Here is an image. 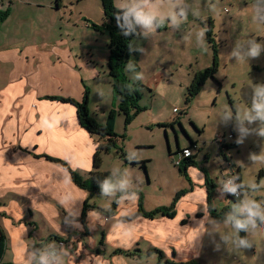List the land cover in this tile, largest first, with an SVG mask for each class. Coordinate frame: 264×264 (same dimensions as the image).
Masks as SVG:
<instances>
[{"label":"crops","instance_id":"1","mask_svg":"<svg viewBox=\"0 0 264 264\" xmlns=\"http://www.w3.org/2000/svg\"><path fill=\"white\" fill-rule=\"evenodd\" d=\"M3 2L0 0V8ZM34 7L47 8L51 12L42 18L45 21L55 14L56 8H66L67 3L57 0L54 6L53 1L42 4L19 0V23L32 19L34 9L37 10ZM67 15L64 22H22L27 24V35H19L15 41L0 42V67L5 68V78L0 83V226L5 235L2 261L21 264L22 251L33 249L34 243L38 248L53 242L58 244L52 237L47 239L51 234L60 236L69 249L65 264H128L122 254L114 253V250H133L140 239L161 249L167 258L196 259L202 240V234L199 236L201 226L210 217L206 209L204 174L198 166H190L186 170L191 185L183 176L190 186L178 199L173 217L148 219L138 216L129 221H119V216L136 209V199L119 203L114 216H104L99 210L88 209L86 226H83L81 211L87 192L74 184L67 169L46 159L45 156L59 157L75 172L86 174L91 169L98 137L90 135L80 125L72 104L45 96L80 99L90 80V88L94 91L108 93L107 105L101 102L99 121L94 119L102 123L108 112L116 108L107 66L109 36L91 28L83 16L72 19L71 9ZM57 24L65 28L64 37H55L51 30ZM77 28L81 32L78 41L71 35ZM163 28L155 33L163 35L159 33ZM169 35L172 43H176L174 47L179 48L185 43L178 31ZM98 104L100 102L91 99L89 94L87 108L93 111ZM115 119L114 129L117 125ZM167 149L169 154L175 153L170 146ZM190 155L193 156L192 153ZM65 193L80 199L74 207L78 209L76 219L81 228L65 223L68 215L66 206L59 202ZM214 193L213 205L218 208L225 206L226 194H221L216 185ZM109 218L114 221L107 229H97V226H105ZM127 229L133 234L130 244L123 236ZM94 231H101L96 243L89 241Z\"/></svg>","mask_w":264,"mask_h":264},{"label":"rangeland","instance_id":"2","mask_svg":"<svg viewBox=\"0 0 264 264\" xmlns=\"http://www.w3.org/2000/svg\"><path fill=\"white\" fill-rule=\"evenodd\" d=\"M29 1L42 4L53 1V5L56 6L57 0ZM65 2L66 8H56L55 14L48 16L45 21L42 18L51 12L47 8L34 7L37 10L34 9L33 16L28 13L32 19L28 18L19 23L20 11L17 13L19 0L17 3L14 0H4L0 11H7V15L0 20V42L15 41L19 39V35L21 37L27 35L29 33L27 24L22 22H64L69 9L72 10V19L83 16L89 23L102 22L100 0ZM124 2L126 0H113L114 5ZM172 2L173 0H151V3L163 13L171 10ZM253 2L254 0H187L200 15L194 17L190 12L187 21L181 25L178 32L185 43L179 48L174 47L173 44L176 43H172V38L168 36L175 30L168 27L159 32L163 35L155 33L158 37L155 34L147 38L136 35L130 42L144 50L129 51V61L134 60L132 63L136 66L135 70L144 74L141 81L144 86L137 87L140 93L137 103L143 110L133 116L128 123H125L124 115L117 113V125L114 129L118 135L116 145L124 152V156L119 155L114 149L104 151L101 153L102 161L99 168L109 172L113 167L127 169L131 173L134 189L141 193L144 209L169 206L177 191L189 187L186 177L179 173L171 157L178 156L177 147L190 149L198 166L205 171L218 189L229 169L228 163L232 167L239 166L241 182L264 184V164H252L248 158L250 153L261 151V147H264V138L251 135L245 138L243 144L238 145L235 142L238 133L234 129V122L225 125L219 120V113L225 108L250 107L251 85L264 83V52L258 58L242 62L229 55L237 43H244L252 38H256L258 42L264 41V23H258L253 19ZM21 14L24 15V11H21ZM209 23L213 43L217 47V68L214 79L209 77L200 86L198 93L190 96L188 85L193 73L212 64L211 48L207 40V51H203L197 46L195 36L199 30L207 28ZM79 29L71 34L76 41L78 35L81 36ZM51 30L55 37L65 36V28L60 24L52 26ZM98 32L108 36L106 30ZM126 66L124 72L131 79L134 73L127 71ZM4 78L5 68L0 67V83ZM87 85L91 99L95 98L100 102L93 111L91 109L88 111L91 117L99 121L102 112L101 102L107 105L108 93L103 91L104 101L97 94L98 90L90 88V80ZM164 123L168 125H163ZM222 133L226 135L227 146L214 141L216 135ZM231 133L232 136L228 139ZM190 140L194 141L193 145ZM168 146L175 153L170 155ZM131 152L136 153V159L133 161L127 158ZM143 163L145 168L142 166ZM80 175L86 176L85 172H81ZM249 195L257 201H264V188L250 192ZM111 202L112 199L100 193H94L89 199V203L105 210L110 207ZM233 203L232 198H226V206L232 207ZM229 211L230 208L225 209L220 219L208 217L201 226L203 234L196 262L264 264V226L244 233L253 244L250 248L238 249L231 243L225 245L221 241L220 235L233 232L231 226L224 223L225 214ZM113 221V218H109L105 226H97V229H107ZM100 232L94 231L89 241L94 240L96 243ZM150 248L148 241L140 239L133 250L129 251L134 252V255L127 253L121 257L126 259L128 264H164L155 251H148Z\"/></svg>","mask_w":264,"mask_h":264},{"label":"clouds","instance_id":"3","mask_svg":"<svg viewBox=\"0 0 264 264\" xmlns=\"http://www.w3.org/2000/svg\"><path fill=\"white\" fill-rule=\"evenodd\" d=\"M115 19L118 28L124 36L133 34L142 35L147 38L155 34L157 29L168 27L179 31L181 25L188 19L189 13L194 17H199L198 10L192 8L187 0H173L171 10L167 13L160 12L151 0H126L124 3L115 5ZM253 19L258 23H264V0H254L252 4ZM207 28L199 30L196 36L197 46L203 51H207L206 43ZM144 51L132 43H129V51ZM264 52V41H257L256 38L247 40L244 43H237L229 54L236 61H245L258 58ZM135 65L129 61L126 70L134 73L131 77L133 82L144 79L143 72H137ZM124 89L132 94L134 83L130 82L123 86ZM97 94L103 98V91H97ZM251 104L250 107L241 109L225 108L219 113V120L227 125L234 122V129L238 133L236 143L243 144L246 137L256 135L264 138V83H255L251 85ZM128 160L136 159V153L128 154ZM249 160L252 164H264V147H261L259 153H250ZM71 165L72 161L69 160ZM100 194L104 197L114 200L116 203L124 201H135L138 193L134 189L131 173L127 169L113 167L110 174L102 180L96 181ZM264 188V184L255 182H241L236 175L230 176L221 182L219 191L221 194H230L235 196L236 202L232 204L231 210L225 214L224 223L230 225L232 233L220 235L221 241L227 245L231 243L235 248L246 249L252 247V242L247 235L241 236L240 233H249L255 231L258 227L264 226V201H257L249 193L256 192ZM77 200L69 193H65L59 200L61 206L65 207L68 213L65 223L70 227L81 228L76 217L78 209L74 207ZM82 201V200H81ZM90 217V216H89ZM90 226V225H89ZM203 234L200 233L199 236ZM124 238L130 244L133 234L130 229L123 233ZM219 247V245H217ZM69 249L63 244L51 243L42 248L25 249L22 251L21 264H65V257L69 255Z\"/></svg>","mask_w":264,"mask_h":264},{"label":"trees","instance_id":"4","mask_svg":"<svg viewBox=\"0 0 264 264\" xmlns=\"http://www.w3.org/2000/svg\"><path fill=\"white\" fill-rule=\"evenodd\" d=\"M102 6V22L98 23H89L95 30L103 31L106 30L109 36V58H108V75L111 79V87L112 93L116 99V108L111 109L108 114L106 121L104 123H100L96 121L93 117L90 116L87 102L89 96V90L85 86L82 96L80 99H75L73 97L61 96V95H50L45 96L47 99L51 100H59L62 102H67L72 104L76 108L77 118L80 125L87 130L90 135L97 136L98 139H102L103 141H99L98 139L95 140V150L92 155V163L91 169L88 170L86 176L83 177L79 173L75 172L64 160L60 159L59 157L54 156H45L46 159L56 162L63 166L70 172L71 179L75 185L84 189L87 192V196L83 202L82 211H81V222L83 226H86V211L90 208L99 210L103 213L104 216H114L116 214V209L119 203H116L112 200L111 205L108 209H103L95 206V204L89 203V199L94 193H100L99 186L97 184V180H102L107 177L110 172L109 171H102L100 170L101 165V153L108 152L112 149L115 150L119 155L122 157L124 156V152L121 148L117 147L116 145V137L118 136L114 132V121L117 113L124 115L125 123H128L133 116H135L138 112L143 110L137 103L140 93L137 89L138 86H144V83L135 81L133 82L128 76H126L124 72V68L129 61V43L132 41L133 37L137 34H133L130 36H124L121 33V30L117 26V22L115 19L116 8L113 3V0H100ZM7 15V11H0V20L4 19ZM206 40L211 48V56H212V64L200 70H197L193 73L191 81L188 85V92L190 96H193L198 93L200 86L209 78L211 77L214 79V74L217 68L216 62V53L217 47L216 44L213 43L212 38V30H211V23L207 26V33H206ZM134 63V60L132 61ZM134 83V91L132 94H129L126 89L123 88L124 85L128 83ZM187 99L188 96H187ZM171 124V123H170ZM163 125H168V123H164ZM190 143L193 145L194 141L190 140ZM234 143V141H233ZM227 146V143L223 144ZM182 150L177 147L176 152L181 153ZM172 153H170L171 155ZM144 167V163L142 165ZM177 169L180 174H182L186 179L191 183V180L187 174V168L197 167L194 157L192 155L183 156L180 162L178 163ZM199 167V166H198ZM145 168V167H144ZM200 170L204 174V186H205V193H206V209L210 216L220 219L223 216V212L225 209L230 208L229 206H222L220 208L213 205V199L215 196L214 187L215 184L213 181L208 177L205 171L199 167ZM235 175L240 178L241 181V173L239 166L235 167ZM191 185V184H190ZM189 185V186H190ZM189 188L184 190H179L176 192L171 204L169 206H159L152 210L144 209L142 205V196L141 193L137 191L138 198H137V205L136 209L126 215H121L118 217L119 221H129L138 216L154 219L156 217L165 216L171 218L175 215L176 211V204L178 199L186 192ZM230 197V196H228ZM232 198V197H230ZM234 202H236L235 198H232ZM200 214H197L199 216ZM183 222L185 220H182ZM29 224L30 222H25ZM241 236H244V232H241ZM55 239L56 241L63 240L58 235L51 234L47 239ZM5 235L3 229L0 226V264H16L12 262H4L2 261V256L5 251ZM103 238L101 237L100 243L102 244ZM64 241V240H63ZM32 248L38 249V244L32 246ZM138 251L139 249H134ZM148 251H155L159 255V259L164 261V264H199L196 262L195 259H188V260H174L167 258L164 252L156 247H151ZM114 253H120L123 255H134V252H130L129 250L124 249H115ZM166 257V258H165Z\"/></svg>","mask_w":264,"mask_h":264},{"label":"built area","instance_id":"5","mask_svg":"<svg viewBox=\"0 0 264 264\" xmlns=\"http://www.w3.org/2000/svg\"><path fill=\"white\" fill-rule=\"evenodd\" d=\"M173 110L176 111L175 108ZM229 137H230V134H229L228 138ZM225 140H226L225 139V135H223V134L216 135V137L214 139V141L216 143H219V144H225ZM190 154H191V152L188 149H184V150H182L181 153H178V156L177 157H173V156H171V157H172V159L174 161V164L175 165H178V163L180 162V160L182 159L183 156H189ZM228 166H229V169H228L227 173L225 174L223 180L227 179L230 176L235 175V168L232 167L229 163H228ZM225 194H226V196H230L232 198L237 199L235 196H232V195L227 194V193H225ZM59 244H63L64 245V241H62V240L58 241V245Z\"/></svg>","mask_w":264,"mask_h":264},{"label":"flooded vegetation","instance_id":"6","mask_svg":"<svg viewBox=\"0 0 264 264\" xmlns=\"http://www.w3.org/2000/svg\"><path fill=\"white\" fill-rule=\"evenodd\" d=\"M223 135H225V133H222ZM230 136H232V133L230 134ZM225 139H226V135H225ZM229 139V138H228ZM227 140V139H226ZM225 140V143H228L227 141ZM235 168V167H234Z\"/></svg>","mask_w":264,"mask_h":264},{"label":"water","instance_id":"7","mask_svg":"<svg viewBox=\"0 0 264 264\" xmlns=\"http://www.w3.org/2000/svg\"><path fill=\"white\" fill-rule=\"evenodd\" d=\"M190 151V149H188Z\"/></svg>","mask_w":264,"mask_h":264}]
</instances>
